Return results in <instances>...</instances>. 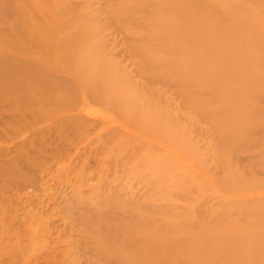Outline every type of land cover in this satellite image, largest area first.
<instances>
[{
  "label": "rangeland",
  "instance_id": "374dc122",
  "mask_svg": "<svg viewBox=\"0 0 264 264\" xmlns=\"http://www.w3.org/2000/svg\"><path fill=\"white\" fill-rule=\"evenodd\" d=\"M180 7L197 20L249 13L261 37L253 54L264 55V0H0V55L37 73L44 95L19 115L0 93V264H147L132 253L143 240L212 232L241 247L255 234L264 252L263 96L243 138L223 133L231 114L198 108L236 105L185 76L196 74L197 41ZM169 15L174 37L163 30ZM17 17L26 21L15 35ZM263 63L252 61L264 72ZM99 71L95 99L83 73ZM182 249L160 264H191Z\"/></svg>",
  "mask_w": 264,
  "mask_h": 264
},
{
  "label": "bare ground",
  "instance_id": "6f19581e",
  "mask_svg": "<svg viewBox=\"0 0 264 264\" xmlns=\"http://www.w3.org/2000/svg\"><path fill=\"white\" fill-rule=\"evenodd\" d=\"M174 4L175 3H173V5ZM170 5L172 6V4ZM183 8L185 7L176 8V15H180L182 17L183 24L185 26L184 28L186 30L185 33H187L186 35H192L189 37H193L197 41L196 44H194L193 42L191 48V51L195 50L193 52L197 53V60L192 63L194 65L192 69L195 70L196 74L192 75L187 73L185 74V76L190 80L192 79L197 82L199 81V87L204 84H212L217 94L225 96V98L227 99V103L233 102L236 105L233 108L235 111H233V109L223 110L204 101H198L197 106L202 111L208 110L212 114H231V117L230 115L228 116L226 114L229 117L226 123L232 127L228 131H224L223 133H226L227 136L231 138H236L240 137V135L237 134V132H240L242 133L243 138V131L249 128L248 122L246 123V121H249V119L257 115V112H254L252 109H250L249 105H254V98H257L258 96H263L264 99V72L252 65V61L262 62L264 60V55L253 54L260 53L258 49L256 51L254 50L257 48L256 45H258L261 37L258 34L257 29L253 28L250 25L251 21L249 13H245L244 11L231 13L232 9L227 7L231 13L229 14L228 10V21L220 17L217 18L207 15H204L202 18L197 20L195 19L194 15L196 14V12H194L192 8L187 11H184ZM24 21H26V19L21 18V20H18V17L12 21V24L14 26L10 25V27H14V33L16 32L15 35H17L18 29H16V27L19 26L20 28L21 23H24ZM234 24L242 25L244 30H241V32H236L231 26ZM242 27L241 29H243ZM163 30L172 37L180 33L179 26L174 22L172 17L170 18V15L167 16L164 21ZM27 33V36L29 37L30 32L27 31ZM31 35L34 38V35L32 33ZM27 36L24 33L22 41L25 39H29L27 38ZM1 38L2 36H0V41L2 42ZM15 42L16 41H13L11 39L10 44L8 45L14 48ZM177 50L178 49L176 48L175 52V47H171L167 50V52L175 54L177 53ZM78 51L79 50L76 51L77 55L74 56L75 60H79V58H81ZM257 55L262 56V59H252ZM12 59L13 57L7 58L0 55V93L12 100V109H15L14 111L17 114L21 115L23 113L26 114L29 112L31 114L33 112L34 114L35 112L33 110V106L35 109L36 104H31V100H33L31 98L34 97V99L40 100L44 97L43 92L40 90L41 88H43V84H39L36 81L35 76L37 75V73L31 70V72H28L27 74H22L24 73V70L22 72L19 70L23 67H18V65L16 64V60V62H11ZM18 62L21 63L22 61ZM21 64L25 66V62ZM12 67L16 68V70L12 71ZM99 74L100 71L98 73L95 72L92 79L89 80L87 74H85V72L83 73V79L90 82L91 84L88 87L93 93V97L95 99H97L98 97H103L101 91L102 85H95L96 83L92 85L93 80H98ZM27 79H29L30 81L26 84V81L23 82V80ZM183 79L187 80L184 76ZM100 80L103 82V84L105 83L104 79ZM258 80H260L261 83H259ZM17 83L20 86H18ZM44 84L49 85L50 83L44 82ZM252 96H254L253 99ZM5 106L7 105L5 104ZM241 111L242 113H240ZM249 132L250 131L248 129V133ZM208 234L210 238L208 240L202 241H199L200 239L197 238L193 240L189 238L190 240H185L186 242L181 240V242H179L178 240L179 243H177L175 242L176 240H165L160 237H155V239L143 240L142 244H138L135 247V250L132 252L134 255V261L138 262L141 260H145L147 264H160V256L163 254V252L167 251L168 253L175 254L180 252V248H184V250H182L186 253V260L191 264L193 263L191 262L192 258L199 261L200 264H219V262L212 263L209 261H214L215 259L227 260L230 258L234 259L235 262H230L228 260L220 262V264H258L260 255L264 254L259 246V240L256 239L257 236L255 234H252L253 237L250 236L246 238L247 241H250L252 243L244 247L239 246L240 244L239 240L236 239L237 237L233 238L227 237L225 235L218 236L215 233L213 236H211L213 232L211 234ZM238 235L240 236V234ZM199 238L201 237L199 236ZM247 249L249 251L247 252V254H245V250ZM254 257H256V261H253Z\"/></svg>",
  "mask_w": 264,
  "mask_h": 264
}]
</instances>
